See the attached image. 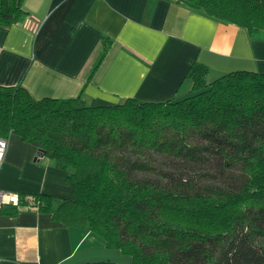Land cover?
<instances>
[{
    "label": "trees",
    "instance_id": "16d2710c",
    "mask_svg": "<svg viewBox=\"0 0 264 264\" xmlns=\"http://www.w3.org/2000/svg\"><path fill=\"white\" fill-rule=\"evenodd\" d=\"M22 1L0 0V26L24 20ZM175 1L250 34L264 30V0ZM110 44L104 37L98 63ZM208 74L194 60L185 75L190 95L111 105L81 94L34 99L20 84L0 85V137L17 134L43 149L73 184L72 198L21 192L0 213L35 206L89 228L132 264H264V73L234 70L211 81ZM144 150L194 162L220 154L246 177L237 189L201 187L186 166L157 168Z\"/></svg>",
    "mask_w": 264,
    "mask_h": 264
},
{
    "label": "crops",
    "instance_id": "0c3cea01",
    "mask_svg": "<svg viewBox=\"0 0 264 264\" xmlns=\"http://www.w3.org/2000/svg\"><path fill=\"white\" fill-rule=\"evenodd\" d=\"M22 8L24 20L0 26V85L20 84L34 99H182L192 93L185 75L194 60L209 67L208 81L234 70L264 73V30L250 34L175 0H23ZM104 37L111 44L98 63ZM7 141L0 191L72 198L67 171L36 157L39 148L17 134ZM99 261L132 264L89 228L36 207L0 213V264Z\"/></svg>",
    "mask_w": 264,
    "mask_h": 264
},
{
    "label": "rangeland",
    "instance_id": "374dc122",
    "mask_svg": "<svg viewBox=\"0 0 264 264\" xmlns=\"http://www.w3.org/2000/svg\"><path fill=\"white\" fill-rule=\"evenodd\" d=\"M196 139L193 140L195 142ZM145 157L151 159L152 164L160 169L172 168L175 165H183L189 169L195 182L199 186L219 185L222 188L231 185L237 189L245 179L241 165L235 162L227 164L220 154H204L207 158L204 161L194 162L192 160H180L179 158L168 157L165 154L158 153L155 150H144Z\"/></svg>",
    "mask_w": 264,
    "mask_h": 264
},
{
    "label": "built area",
    "instance_id": "2783aa9c",
    "mask_svg": "<svg viewBox=\"0 0 264 264\" xmlns=\"http://www.w3.org/2000/svg\"><path fill=\"white\" fill-rule=\"evenodd\" d=\"M8 147V141L7 138L0 137V164L2 163L5 153ZM33 202L32 198H28ZM0 203H18V197L15 195H12L11 193H5L0 191ZM34 207L35 206H31Z\"/></svg>",
    "mask_w": 264,
    "mask_h": 264
},
{
    "label": "water",
    "instance_id": "95a60500",
    "mask_svg": "<svg viewBox=\"0 0 264 264\" xmlns=\"http://www.w3.org/2000/svg\"><path fill=\"white\" fill-rule=\"evenodd\" d=\"M36 155H37L36 157H42L44 155V150L39 148Z\"/></svg>",
    "mask_w": 264,
    "mask_h": 264
}]
</instances>
